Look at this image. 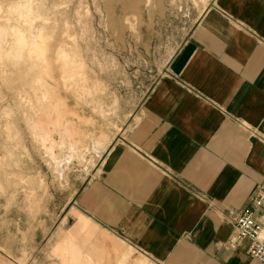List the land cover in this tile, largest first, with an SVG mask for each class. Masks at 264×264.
<instances>
[{"label": "rangeland", "instance_id": "374dc122", "mask_svg": "<svg viewBox=\"0 0 264 264\" xmlns=\"http://www.w3.org/2000/svg\"><path fill=\"white\" fill-rule=\"evenodd\" d=\"M211 1L0 0V264H103L62 217Z\"/></svg>", "mask_w": 264, "mask_h": 264}, {"label": "crops", "instance_id": "0c3cea01", "mask_svg": "<svg viewBox=\"0 0 264 264\" xmlns=\"http://www.w3.org/2000/svg\"><path fill=\"white\" fill-rule=\"evenodd\" d=\"M262 128L264 0H212L62 220L87 218L103 264H261L233 235L264 185Z\"/></svg>", "mask_w": 264, "mask_h": 264}, {"label": "built area", "instance_id": "2783aa9c", "mask_svg": "<svg viewBox=\"0 0 264 264\" xmlns=\"http://www.w3.org/2000/svg\"><path fill=\"white\" fill-rule=\"evenodd\" d=\"M262 207H264V185H258L253 190L249 204L234 216L233 242L248 239V254L264 264V226L255 217L256 211Z\"/></svg>", "mask_w": 264, "mask_h": 264}, {"label": "bare ground", "instance_id": "6f19581e", "mask_svg": "<svg viewBox=\"0 0 264 264\" xmlns=\"http://www.w3.org/2000/svg\"><path fill=\"white\" fill-rule=\"evenodd\" d=\"M16 43V40L14 41V44ZM9 56L12 58L18 57L19 56V49L15 48L13 51L9 52Z\"/></svg>", "mask_w": 264, "mask_h": 264}, {"label": "snow or ice", "instance_id": "6c2138e0", "mask_svg": "<svg viewBox=\"0 0 264 264\" xmlns=\"http://www.w3.org/2000/svg\"><path fill=\"white\" fill-rule=\"evenodd\" d=\"M261 131L264 132V128H262ZM258 143H259V141H258Z\"/></svg>", "mask_w": 264, "mask_h": 264}]
</instances>
